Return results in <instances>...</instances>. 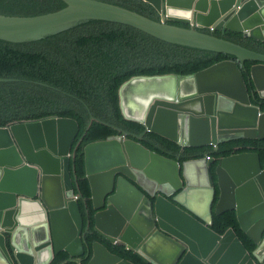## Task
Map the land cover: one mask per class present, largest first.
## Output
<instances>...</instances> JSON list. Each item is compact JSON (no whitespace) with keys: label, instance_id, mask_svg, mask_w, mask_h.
Here are the masks:
<instances>
[{"label":"water","instance_id":"obj_1","mask_svg":"<svg viewBox=\"0 0 264 264\" xmlns=\"http://www.w3.org/2000/svg\"><path fill=\"white\" fill-rule=\"evenodd\" d=\"M33 17L0 15V40L30 42L100 20L139 29L160 40L234 56L192 75L136 76L119 89L126 121L183 148L264 140V54L212 33L228 29L264 40V0H143L164 14L158 22L99 0ZM168 21L189 24L190 28ZM256 62L246 84L242 66ZM6 79L0 83H7ZM79 133L69 119L0 128V264H51L67 253L85 256L84 217L75 199L71 148ZM95 231L126 246L146 264H264V165L257 154L180 163L122 137L84 150ZM219 194L214 208V202ZM236 213L256 245L249 252L234 229H212L215 215ZM87 264H134L102 243Z\"/></svg>","mask_w":264,"mask_h":264},{"label":"trees","instance_id":"obj_2","mask_svg":"<svg viewBox=\"0 0 264 264\" xmlns=\"http://www.w3.org/2000/svg\"><path fill=\"white\" fill-rule=\"evenodd\" d=\"M138 12L160 22L155 8L143 0H99ZM66 4L61 0H0V15L33 17L56 12ZM190 28L189 24L168 21ZM254 52L264 54V40L245 37L243 33L224 29L211 32ZM234 56L181 46L160 40L134 27L108 21L93 20L60 33L30 42L12 43L0 40V128L32 123L51 118L69 119L79 126L71 148V175L74 190L84 217L86 254L79 258L87 264L95 242L134 264H146L126 246L112 245L95 231L92 193L86 178L84 150L87 146L125 136L145 149L167 159L184 163L191 160H214L213 170L226 158L252 153L264 165V140L242 139L218 147L187 148L158 135L148 133L139 123L126 121L120 110L119 89L136 76L175 74L192 75ZM256 62L242 66L246 84ZM252 103L264 113V98L252 96ZM217 195L214 208L218 201ZM212 229L224 234L237 231L249 252L256 245L240 229L236 213L215 215ZM51 264H77L65 252L55 256Z\"/></svg>","mask_w":264,"mask_h":264},{"label":"built area","instance_id":"obj_3","mask_svg":"<svg viewBox=\"0 0 264 264\" xmlns=\"http://www.w3.org/2000/svg\"><path fill=\"white\" fill-rule=\"evenodd\" d=\"M146 131H147L148 133H151L149 130H146ZM122 138H123V140H127L125 136H123ZM208 160H209V159H208ZM75 199H78V196H76ZM114 245H119V243H118V242H114ZM78 264H80V263H78Z\"/></svg>","mask_w":264,"mask_h":264},{"label":"crops","instance_id":"obj_4","mask_svg":"<svg viewBox=\"0 0 264 264\" xmlns=\"http://www.w3.org/2000/svg\"><path fill=\"white\" fill-rule=\"evenodd\" d=\"M160 14V13H159ZM160 16H161V19H163L164 18V14H160Z\"/></svg>","mask_w":264,"mask_h":264}]
</instances>
